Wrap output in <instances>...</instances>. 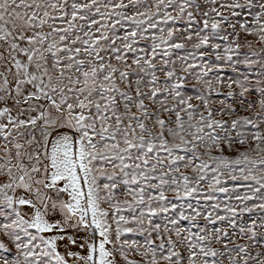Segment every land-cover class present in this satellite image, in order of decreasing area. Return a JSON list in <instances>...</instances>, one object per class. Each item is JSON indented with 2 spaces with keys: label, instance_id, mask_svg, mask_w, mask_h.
<instances>
[{
  "label": "snow or ice",
  "instance_id": "6c2138e0",
  "mask_svg": "<svg viewBox=\"0 0 264 264\" xmlns=\"http://www.w3.org/2000/svg\"><path fill=\"white\" fill-rule=\"evenodd\" d=\"M0 264H264V0H0Z\"/></svg>",
  "mask_w": 264,
  "mask_h": 264
}]
</instances>
